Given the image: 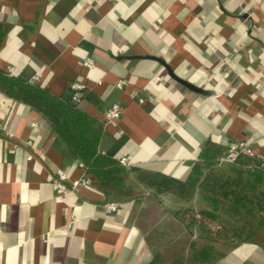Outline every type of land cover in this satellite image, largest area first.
<instances>
[{
    "label": "crops",
    "instance_id": "obj_1",
    "mask_svg": "<svg viewBox=\"0 0 264 264\" xmlns=\"http://www.w3.org/2000/svg\"><path fill=\"white\" fill-rule=\"evenodd\" d=\"M0 22V67L76 95L102 122L101 152L125 167L184 180L207 142L224 152L238 140L264 161V0H0ZM57 168L67 181L89 177L42 113L0 92V264H175L178 238L196 235L169 209L206 207L197 192H153L105 213L113 199L93 181L57 195ZM138 171L127 183L145 188ZM212 264H264V229Z\"/></svg>",
    "mask_w": 264,
    "mask_h": 264
},
{
    "label": "trees",
    "instance_id": "obj_2",
    "mask_svg": "<svg viewBox=\"0 0 264 264\" xmlns=\"http://www.w3.org/2000/svg\"><path fill=\"white\" fill-rule=\"evenodd\" d=\"M3 37L0 22V46ZM0 92L42 113L107 199L121 202L149 196L127 183L129 172L138 169L127 168L101 152L102 122L83 111L76 100H62L2 67ZM222 154L219 145L207 142L184 180L138 171L137 182L154 193L172 192L184 199L197 192L206 204L200 209H169L184 233H196L192 238H178L175 264H212L228 247L264 229V161L240 153L231 162H219Z\"/></svg>",
    "mask_w": 264,
    "mask_h": 264
},
{
    "label": "built area",
    "instance_id": "obj_3",
    "mask_svg": "<svg viewBox=\"0 0 264 264\" xmlns=\"http://www.w3.org/2000/svg\"><path fill=\"white\" fill-rule=\"evenodd\" d=\"M83 64L87 67H91L93 65V62L90 58H85L83 61ZM121 83H122V81H118L117 85L119 86V85H121ZM72 87L79 90V89L84 88V85L80 82H74L72 84ZM73 100H77L76 95L73 96ZM118 115H119V107H118V105L115 104L106 111V113L104 115V119H105V121H111L112 119H114ZM240 153L252 155V150L246 141L238 140V141L231 142L227 146V148L223 152V154L220 155L218 161L219 162H231V161L235 160V158ZM119 162L121 164H125L126 160H125V158L122 157L119 159ZM80 165L83 166L81 162H80ZM91 184H92V180L86 175L81 176V177L76 178V179H72L70 181H67V175L60 168L56 169L55 175L52 178V185H53V188H54L55 193L57 195L65 194L68 191L77 189L79 186H86V185H91ZM118 208H119V202L118 201L106 200L102 204V209L105 213H113V212L117 211Z\"/></svg>",
    "mask_w": 264,
    "mask_h": 264
},
{
    "label": "water",
    "instance_id": "obj_4",
    "mask_svg": "<svg viewBox=\"0 0 264 264\" xmlns=\"http://www.w3.org/2000/svg\"><path fill=\"white\" fill-rule=\"evenodd\" d=\"M155 58V57H154ZM158 62H160L167 70L168 74L170 77H172L174 80H176L177 82H179L180 84L184 85L185 87L195 91V92H198V93H201V94H209L208 91H205L204 89L194 85L193 83L187 81L186 79L176 75L173 71V69H171V67L165 63V61L161 60V59H158V58H155Z\"/></svg>",
    "mask_w": 264,
    "mask_h": 264
},
{
    "label": "rangeland",
    "instance_id": "obj_5",
    "mask_svg": "<svg viewBox=\"0 0 264 264\" xmlns=\"http://www.w3.org/2000/svg\"><path fill=\"white\" fill-rule=\"evenodd\" d=\"M136 190H138V192H141V191H145L146 192V194L148 195L149 193L150 194H152L153 192H152V190L150 189V188H148V187H140V188H136ZM183 208H186V207H183ZM188 208H190V207H188ZM180 245V243L178 244V247H180L179 246ZM178 252V251H177ZM173 255H174V253H172ZM169 254L167 253V256H168Z\"/></svg>",
    "mask_w": 264,
    "mask_h": 264
}]
</instances>
